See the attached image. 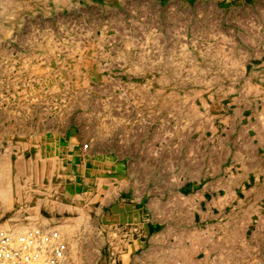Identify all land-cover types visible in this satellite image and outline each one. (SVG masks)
Masks as SVG:
<instances>
[{
    "label": "rangeland",
    "instance_id": "374dc122",
    "mask_svg": "<svg viewBox=\"0 0 264 264\" xmlns=\"http://www.w3.org/2000/svg\"><path fill=\"white\" fill-rule=\"evenodd\" d=\"M39 227L83 264H264V0H0V231Z\"/></svg>",
    "mask_w": 264,
    "mask_h": 264
},
{
    "label": "built area",
    "instance_id": "2783aa9c",
    "mask_svg": "<svg viewBox=\"0 0 264 264\" xmlns=\"http://www.w3.org/2000/svg\"><path fill=\"white\" fill-rule=\"evenodd\" d=\"M44 238L50 239L46 246ZM69 245L60 233L39 228L20 234L0 231V264H64Z\"/></svg>",
    "mask_w": 264,
    "mask_h": 264
},
{
    "label": "crops",
    "instance_id": "0c3cea01",
    "mask_svg": "<svg viewBox=\"0 0 264 264\" xmlns=\"http://www.w3.org/2000/svg\"><path fill=\"white\" fill-rule=\"evenodd\" d=\"M39 229H40V227H39ZM65 230V229H64ZM63 229L61 230H59V229H56V231L57 232H59V233H61V235L63 236L64 235V233H66L67 235L66 236H69L70 234V231H64ZM184 230L185 229H183V227L181 226V224L180 223H178V224H173V225H171L170 227H166V228H164V229H162V231H160V232H158L156 235H154V237H153V239L155 238V236L157 237V238H155L154 240V243H152V244H158V241H161V243H160V247L162 248V249H165V250H167L168 249V254H169V256L171 257L172 256V259H169V260H171V262H175V261H178V263H179V260L180 259H182L183 258V256L184 255H182V253H183V250H184V247H183V245H182V241H184V237H183V234L182 233H184ZM64 232V233H63ZM69 232V233H68ZM172 237H175L176 239H175V241L174 242H172L170 239L172 238ZM65 239L66 240V242L68 243V245H69V251H68V255H69V257H72V256H74V260H75V262H77L78 264H83L82 263V261L80 262V260H79V255L76 253V248L77 247H75V246H73L75 243H74V241L73 242H71V241H69V240H71V238H69L68 237V240H67V238L66 237H62V239ZM72 244H71V243ZM151 244V245H152ZM164 244H166V246H164ZM155 247V246H154ZM79 261V262H78ZM181 261V260H180ZM182 262V261H181ZM176 263V262H175ZM182 264H184V263H182Z\"/></svg>",
    "mask_w": 264,
    "mask_h": 264
}]
</instances>
